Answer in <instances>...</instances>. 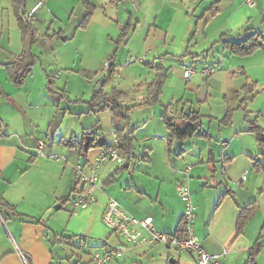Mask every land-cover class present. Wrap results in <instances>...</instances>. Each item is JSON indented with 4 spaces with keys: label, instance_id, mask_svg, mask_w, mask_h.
Masks as SVG:
<instances>
[{
    "label": "crops",
    "instance_id": "obj_1",
    "mask_svg": "<svg viewBox=\"0 0 264 264\" xmlns=\"http://www.w3.org/2000/svg\"><path fill=\"white\" fill-rule=\"evenodd\" d=\"M49 1H46V7L50 18H45L43 22L50 23L45 33V40L50 41V46L49 43L45 46L50 47L55 54L59 69L56 73L49 67V62L44 60L46 52L39 53V37L42 34L36 26L38 13H33L37 5L28 12L36 29L34 41L29 40L25 44L21 30H18L14 34L21 35L20 42L17 38L15 44L10 41L9 32L6 35L0 31V46L6 51L0 55V201H6L9 206H13L11 209L5 206L0 208V264H72L65 256V248L71 250L73 258L78 259L75 264H94L96 253H103L109 247L119 244H127L103 220L110 197L115 198L128 213L136 217L152 215L158 230L175 233L184 210L177 191V184L181 182L190 186L192 199L197 206L195 233L206 251L221 254L226 249L227 253L221 256L222 264H247L253 246L259 242L255 263L264 264V172L257 169L249 172L246 168L252 166L259 152L256 134L247 130L249 124H242L235 131L234 124H229L226 127L231 129L228 130L232 133L231 138L228 141L218 140L217 144L215 138L204 129L203 115L194 107L196 102H208L215 96L213 92L216 91L223 92V99L228 102L230 91L238 94L239 88L243 89L245 83L243 84V77L235 75V69L220 67L208 78L202 75L187 78L183 71V78H179L180 87L177 86L175 77L168 72L178 64L177 60L169 58L179 55L175 47L170 48L167 45V40L171 39L174 44L169 35L179 33L173 24V20L183 12L179 9V0H139L143 10L135 15L128 13L127 22L132 20L133 24L130 31L133 33L129 37L131 40L142 22L146 24V28L140 30L141 37L144 38L139 50L146 55V64L157 69L151 81L158 76L159 67L169 70L160 102H152L160 105L145 108L143 119L136 126L123 125V121H129V113L127 118L117 122L115 129L118 132L119 129L125 133L135 131L132 154L120 163L121 167H117L115 162H107V165L104 164L99 169V175L100 171L109 176L120 173L119 176L123 175L127 182L126 187L123 183L119 186V182L111 186L109 176L106 179L100 177L103 184H100L97 192L98 201L67 216L66 201L82 188L75 174L76 164L91 161L103 146H96L83 155L79 149L81 137L91 129L99 134L101 140L102 136L105 138L102 140L104 143L110 138L101 130L103 123L100 119L92 121V127L80 122L69 127V115L75 117L78 114L81 118L80 114L84 112L91 115V109L77 107L78 102L74 105L63 104L70 99L69 80L75 73L67 74L64 70L81 66L82 70L91 75L89 82L95 79L94 75L101 70L102 63L98 65L94 57L87 59L88 41L86 44L81 42L85 37L89 40L106 38L110 45L106 52L111 50L108 54L112 53V29L115 20L112 8L115 0H84L85 6L80 7L83 18L70 33L63 26L56 28V21L60 17ZM197 1L192 0L194 3ZM238 1L240 0H208L203 4L210 5V9L214 8L211 18L221 13V6L224 4H235L224 16H218L219 19H224L217 30L222 31L221 35L227 34L228 39L237 41L249 34V31L242 33L248 20L255 14L262 13L256 8L258 4L251 6L246 0L250 10H245L244 6L236 5ZM133 4L136 11L135 0ZM88 5L94 6V9L88 23L80 26L89 12ZM71 9L74 6L66 5L62 13L67 14ZM209 19L210 17L207 21ZM186 21L188 23L185 19L179 25L183 30L185 27L181 24ZM93 25L97 27L91 28ZM115 29L117 28H114V32ZM57 33L61 35L59 41L55 40ZM203 36L204 41H207L206 31ZM69 45L72 46L68 47ZM81 48L84 51H80ZM80 52L83 56L78 62ZM70 53L72 54L68 56ZM185 54L192 53L186 51ZM107 60L111 67L113 62L114 70L118 68L114 56H108ZM8 62L15 63L19 72L25 65H31L30 72L23 81H19L10 72L5 65ZM58 72L60 74L56 76ZM61 77L64 78L60 79ZM73 78L76 76H72ZM151 81H141L145 86L140 93H131L125 84L116 86L121 92L130 94V98H120L119 103L127 101L128 103L121 105L129 110L126 108L129 99L144 94V91L146 93L143 97L146 99ZM176 90L178 93H174ZM95 92L94 90L93 95ZM179 100L181 101L178 103ZM170 103V116L180 115L182 110H198L202 115V128L211 138L195 134L192 138L174 139L170 142V130L162 118L164 106ZM62 105L64 111L61 110ZM224 105L225 102L222 107ZM113 112L115 113L114 110ZM126 163L128 165L125 166ZM252 201H256L257 208L248 219L244 230L238 233L237 223L242 207ZM57 205L60 207L56 208ZM128 245L127 252L117 258V264H196L197 261L194 252L179 251L163 244Z\"/></svg>",
    "mask_w": 264,
    "mask_h": 264
},
{
    "label": "rangeland",
    "instance_id": "obj_2",
    "mask_svg": "<svg viewBox=\"0 0 264 264\" xmlns=\"http://www.w3.org/2000/svg\"><path fill=\"white\" fill-rule=\"evenodd\" d=\"M46 1L47 0H26V3L22 8V10L25 12L26 15H28V12L31 11V8L37 5L36 8L33 10V13H38V21L36 23V26H38V28L40 29V34H42V36L39 37L40 38L38 44V48L40 49L39 53L46 52L44 60H46L47 63L49 62V67L52 70H54L56 73L59 69L56 62L55 54L53 53L50 47L45 46L48 43H49L48 46H50L49 39H48L49 42H46L45 40L46 37L45 33H47L48 31L50 27V23L45 24L43 22L45 18L47 17L50 18L48 8L46 7ZM206 1L208 0H198L196 3H194L192 2V0H179V5H180L179 9L181 8V10L183 11L182 12L183 18L182 15H180L173 20V24L179 33L175 35H169V38L171 36V38L174 40V44L171 43V39H169L167 40V45H169L170 48L175 47L178 53L177 55L179 56L181 55V56L180 57L177 56L176 58L174 57L169 58L170 60H177L178 64L174 65L173 68H170V72L168 73H170L171 76L175 77V82L177 83V86L180 87L179 83H181V80L179 78H183L182 73L184 71V68L185 69L189 67L196 68L198 73H196L195 75L201 76V71L204 67L215 64L216 70H218L220 67L222 68L231 67L232 69H235L236 71L235 75L243 77V84L248 82L251 85L249 86V88L252 89L249 91L245 90L244 88L243 89L239 88L238 94H236L234 91L231 90L230 93L228 94V102H226L223 99V96L225 95L223 92L216 91L213 92V95L215 96L212 97V99L210 98L208 102L206 103L204 102L201 104L196 102L194 104V107L198 109L203 115L202 120L204 124V129L207 130L215 138V142L218 144V140L228 141L231 138L232 133H230L231 131H228L231 129H228L229 127H226V125L229 124H234L233 129L235 131L236 128L237 129L240 128V125L242 124L248 125L249 120H255L264 129V50L259 49L254 54L249 56H239L224 50L220 43L213 44L217 39L220 38L222 33V31L217 30V28L221 26L220 23L224 18L219 19L218 16L219 15L224 16L226 14V11L229 10V8L233 7L235 4H224L223 6H221V13L217 17L214 16L215 18L214 17L211 18V15L214 14V10H213L214 8L210 9L209 8L210 5L203 6V4ZM211 1L212 0H209V2ZM245 1L246 0H242V1L240 0L237 2L236 5L238 6L242 5L244 6L245 10H250ZM254 1L257 2L256 4H258V6L256 7L258 8L257 10H260L262 13L258 15L255 14L254 17H251L248 20V24L245 27V29L242 31V33L248 31L251 33L254 30H258L264 35V22H263L264 0H254ZM133 2H134L133 0L114 1V8H112V16L115 19L114 27L112 29V36L114 35L113 36L114 39L112 42L113 47L111 54H108L111 50L106 52V50H108L107 49L108 46H110L107 43L106 38H104L103 40L100 39L89 40L88 37L83 38L84 40L81 43L86 44L88 41L89 44V46H86V58L88 59L89 57H94L95 61L98 62V65L102 63V67L101 70L98 71V74L94 75L95 79L91 80L90 82H89V76L91 75H89V73L82 70L81 66H76V67L73 66L72 68L73 70L71 69L64 70L67 72V74L69 72L70 73L75 72L73 73L72 76H76V78L73 79L72 76L70 77L69 80L70 99L67 101L65 100L63 102L64 105H67V103L68 105L71 104L74 105L75 102H78L79 105H77V107H84L86 110L89 109L90 100L93 97V91L95 90L97 84L101 80H105V84L102 86V93L104 95L109 96V98L112 97L114 90L121 91L116 88V86H118L119 84L127 85L131 93H140L142 87L145 86L144 84L141 83V81L144 83L151 81L153 77V73L157 69L151 67L149 64L147 65L146 62L144 63V62H140L137 59L134 60L130 59V55L136 58L144 56V52L139 50L141 41H143L144 38L141 37L142 33L140 30L141 28H146V24L142 22L133 40L130 39L133 33L130 32L132 30L131 29L129 31V35L126 36L128 37V39L126 38V40L122 43H117L119 37L123 32L124 24L127 22L126 17L128 13H132L133 15H135L136 12L138 13V11L143 10L142 8H140L139 0H135L137 4L136 7L137 9L135 11L134 9L135 6ZM49 4L53 5V9L57 12V14H59L60 17L56 21L57 29L63 26V28L66 29V31H68L67 33H70V31L74 30L77 23H79V21L83 18V16H81L80 14V7H83L84 0H50ZM66 5H68L69 7L74 6V9L68 10V13L64 14L62 12L65 11ZM187 10L189 11V13L185 14ZM209 17H210L209 19L210 22L208 23L209 20L207 21V19ZM185 19L188 20V23L186 21L185 23L187 25L185 23L181 24L182 27H185L183 30L182 28H180L179 25ZM135 21L136 20L134 19V23ZM96 27L97 25H93L91 28H96ZM114 28H117L115 29V32H114ZM18 30H20V28L12 0H0V31L4 32L6 35L9 32L10 33L9 38L11 39L10 41L15 42L16 44L17 38L20 42L19 38L22 35L21 33H20L21 35L17 33L18 34L17 36L14 34V32L15 31L18 32ZM204 31H206L208 34L207 41H204V36H203ZM60 38L61 35L57 33L55 35V40L59 41ZM218 45L220 46L217 47ZM71 46L72 45H69L68 47ZM4 49L5 48H1L0 46V55H3L6 52ZM80 51H84V48H81ZM186 51L192 53L191 54L192 56L190 54L186 55L185 54ZM209 52H210V56L208 57ZM50 53L52 54L50 55ZM173 53L175 54V52ZM71 54L72 53H70L68 56H70ZM106 54L108 56H114V62H116V64L119 65L118 68L113 71V73H111L109 69L105 68L104 66V63L108 58ZM82 56L83 53L80 52V57L78 62L81 61ZM127 67L130 69H127ZM150 72L151 75L149 74ZM62 74H64L63 69H62ZM176 77H178V79ZM63 78L64 77H61L60 79ZM236 83L240 84L238 81H236ZM183 85H185V82ZM145 93L146 91H144V94H138L136 96H134L135 95L134 94L133 95L134 97L129 99V104L126 105V108L129 109L128 113L131 119L129 118L128 122L123 121V125L128 126L130 124L131 126H136L138 123H141L143 119V114L145 112L144 111L145 108H151V106L160 105V103L152 104L146 101H144L146 103L142 104L143 102H141L142 100L140 99V97L145 96ZM174 93H178V90H176V92ZM147 96L148 95H146V97ZM128 98H130V95L128 96ZM223 101L225 102V105L222 107V103L224 104ZM121 103L124 104V102ZM64 105L61 106V110L63 111H64ZM240 105H242V107H240ZM229 106L230 108L233 109V116H232V120L228 124H225L222 123L220 119L226 114ZM89 113L91 115H89L87 112H84L83 114L81 113L80 114L82 116L81 118H79L80 116L78 114H76L77 116L75 117L74 115H69L70 116V121L68 122L69 127L78 122L84 123L85 125H89L92 127L93 125L92 123H94L95 121H99L100 119L103 123V128H101V130L106 134L107 138H111V129L112 128L117 129L116 126L118 120L120 121L123 119L122 117L116 115L113 112V110L110 108H106L102 110H90ZM244 119H246L247 121H245ZM113 124L115 126H113ZM244 138H249V137H244ZM115 163L117 167L122 166V164H120L121 162H115ZM107 164L108 163H105V165ZM246 168L248 169L249 172H252L251 169L256 170L254 166V162L252 163L251 167L247 166ZM122 172L124 173L125 170ZM119 174L116 175V173H114V177L112 178L111 177L112 175L109 176L106 172L100 171V175H101L100 177H102L103 179H106L108 176L111 177V180L108 177L111 186L115 182H119L117 183L119 186L120 184L123 183L124 187H126L127 182L125 181L124 176L123 175L119 176ZM102 178L99 181V186L100 184H103ZM111 190L112 189H110V191ZM65 208H66L67 216L76 214L72 212L70 208H68L67 206H65ZM80 211L82 210H79L78 212ZM212 213L213 212H211V214ZM125 245L129 247L128 243ZM71 249L75 250V248H73L72 246ZM127 250L128 248H126L125 253L127 252ZM71 254H72L71 250L65 248V256L67 257V260L70 261L72 264L77 263L78 259L73 258V255ZM220 261L222 263L221 258Z\"/></svg>",
    "mask_w": 264,
    "mask_h": 264
},
{
    "label": "built area",
    "instance_id": "obj_3",
    "mask_svg": "<svg viewBox=\"0 0 264 264\" xmlns=\"http://www.w3.org/2000/svg\"><path fill=\"white\" fill-rule=\"evenodd\" d=\"M134 1V0H133ZM251 6H255L254 0H247ZM130 59H137L140 62H146L145 55L142 57H134L130 55ZM154 65V64H152ZM106 68L110 67V61L105 64ZM216 71L215 64L206 66L202 69L201 75L204 78L210 77ZM198 73L196 68H186L184 76L192 77ZM60 72L56 74L58 76ZM141 100H147L140 97ZM128 103L127 101L124 104ZM122 104V103H121ZM89 133L93 130H88ZM102 139L105 138L102 136ZM43 141L40 142V145ZM121 141L115 128L111 129V138L103 145L95 157L87 163H77L75 166V174L82 188L72 194L66 201V206L72 212H78L88 208L98 201L97 190L99 189V169L107 162H124L128 157L120 152ZM190 169V166H189ZM245 179V175L243 176ZM178 194L184 204V210L181 216L179 228L175 233H166L158 230L153 221V216L148 214L143 218L136 217L128 213L120 203L113 197H110L107 207L103 214L105 224L116 231L127 243L136 246L144 244L159 245L163 244L179 251H191L197 255L196 264H222L220 258L227 253L223 250L221 254L210 253L201 246L198 235L195 233L196 209L190 186L181 182L177 184ZM3 220V217H2ZM127 246L118 245L109 247L103 253H96L94 256V264H117V258L125 254Z\"/></svg>",
    "mask_w": 264,
    "mask_h": 264
},
{
    "label": "trees",
    "instance_id": "obj_4",
    "mask_svg": "<svg viewBox=\"0 0 264 264\" xmlns=\"http://www.w3.org/2000/svg\"><path fill=\"white\" fill-rule=\"evenodd\" d=\"M12 3L17 15L23 42L27 44L29 40L34 41V39L36 38V29L34 28L33 20L28 15H26L25 12L22 10V8L26 3V0H12ZM88 7H89V12L87 13L84 20L80 23V26H85L90 19V14L92 13L94 6L88 5ZM132 27H133L132 20H129L124 25L123 32L119 37L117 43H122L126 40L127 38L126 36L128 35L129 31L132 29ZM215 43H220L224 50L229 51L234 55L249 56L254 54L259 49L264 50V35L260 31L254 30L251 33L249 32V34L246 35L243 39L237 41V40L228 39L227 34H222L220 38L217 41H215L213 44ZM5 65L9 67L10 72L14 76L15 75L17 76L19 81L24 80V77L30 72V68H31V65L28 64L24 66L21 72H19L17 67L15 66L16 65L15 63L8 62L5 63ZM113 66L114 64L112 62V67L111 65L109 67V71L111 73H113L114 71ZM158 70H159L158 76L149 83L148 97L146 102L148 101H150V103L160 102L159 98L162 93V88L164 85V81L167 77L168 70L164 67H159ZM249 86L251 85L248 82H246L243 88L249 91L252 89L249 88ZM113 92L114 93L112 94L111 98H109V96L107 95H104L102 93V89L99 92H95L92 99L90 100V109L102 110V109L110 108L115 111L116 115L122 117L123 119L127 118L129 110L125 109V106H122L119 103V99L122 98L123 96L128 97L130 95L129 92H121L117 90L116 91L114 90ZM180 101L181 100H179L178 103ZM144 103L145 102H143L142 104ZM240 107H242V105H240ZM171 110H172V104L170 103L164 106V111L162 113V118L164 119L167 128L170 130V136H169L170 142L174 139L185 140L188 138H192V136H194L195 134L207 138H211V136H209L208 133H206L202 128V120H201L202 115L199 113L198 110H193V109L189 111L182 110L180 115L170 116L169 113ZM232 116H233V109L229 108L226 114L220 119V121L222 123L228 124L232 120ZM247 130L254 132L256 134L258 146H259V152L257 154V158H255L254 166L258 171L264 172V129L255 120H249V127ZM134 132L135 131L132 130L125 133L123 130L119 129L118 135L121 141L120 152L123 155L130 156L132 154L133 141L135 139ZM81 138L82 140L79 144V149H80V153L83 155L96 146L105 145V143L102 141L103 139L101 140V138H99V134L95 133V131H92L88 134H84L83 137ZM111 177L113 178L114 174ZM9 205L10 204H8L6 201H0V208L2 206H5L9 209L13 208V206H9ZM256 208H257L256 201L249 202L244 207H242L237 223L238 233H241L244 230L248 219L254 213ZM259 247H260L259 242H257L253 246L247 264H256L254 257L257 254Z\"/></svg>",
    "mask_w": 264,
    "mask_h": 264
},
{
    "label": "water",
    "instance_id": "obj_5",
    "mask_svg": "<svg viewBox=\"0 0 264 264\" xmlns=\"http://www.w3.org/2000/svg\"><path fill=\"white\" fill-rule=\"evenodd\" d=\"M103 84H104V80H101V81L97 84V86H96V88H95V91H96V92L101 91ZM126 165H128V164L126 163L125 166H126ZM55 207L58 208V207H60V205H57V206H55Z\"/></svg>",
    "mask_w": 264,
    "mask_h": 264
}]
</instances>
